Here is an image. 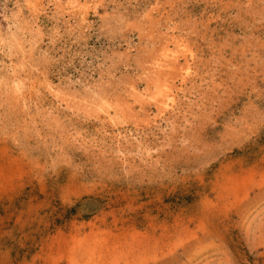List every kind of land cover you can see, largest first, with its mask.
I'll use <instances>...</instances> for the list:
<instances>
[{
	"label": "rangeland",
	"instance_id": "rangeland-1",
	"mask_svg": "<svg viewBox=\"0 0 264 264\" xmlns=\"http://www.w3.org/2000/svg\"><path fill=\"white\" fill-rule=\"evenodd\" d=\"M69 2L0 0V264H264V0Z\"/></svg>",
	"mask_w": 264,
	"mask_h": 264
},
{
	"label": "bare ground",
	"instance_id": "bare-ground-1",
	"mask_svg": "<svg viewBox=\"0 0 264 264\" xmlns=\"http://www.w3.org/2000/svg\"><path fill=\"white\" fill-rule=\"evenodd\" d=\"M70 1V0H69ZM25 2H26V4L28 5L29 4V0H25ZM76 2V0H71V2H69L70 4H73L74 5V3ZM19 4V3H18ZM17 4V5H18ZM19 6H21V5H19ZM18 7V6H17ZM20 13V12H19ZM18 12L16 11H14L12 14H11V16L10 17H8L6 14H3V18H4V20H6V21H8V22H10V25L12 24L11 22H13L15 25L17 24V22L19 21H17V19H18ZM7 22V23H8ZM9 24V23H8ZM18 24H19V22H18ZM4 27V26H3ZM14 27H16V26H14ZM19 29V28H18ZM2 24L0 23V45H1V43L5 40V38H4V36H3V33H2ZM8 30V29H7ZM9 31V30H8ZM7 31V32H8ZM7 32H6V34H7ZM14 32V31H13ZM17 32H18V30H17ZM17 34V33H16ZM10 36V35H9ZM14 36V35H13ZM12 37V36H11ZM7 38V37H6ZM186 72L188 73L189 72V68H187L186 69ZM159 92V91H158ZM158 92H157V94H158ZM159 95V94H158ZM155 97V96H154ZM159 97V96H158ZM154 100V99H153ZM174 101V99L173 98H171L170 100L168 99V97H165L164 99H163V105L165 106L164 108H167L172 102Z\"/></svg>",
	"mask_w": 264,
	"mask_h": 264
}]
</instances>
